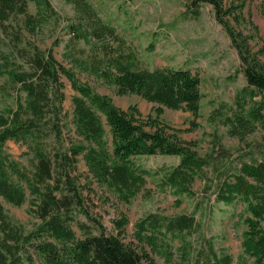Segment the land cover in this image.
I'll use <instances>...</instances> for the list:
<instances>
[{
    "label": "trees",
    "instance_id": "trees-1",
    "mask_svg": "<svg viewBox=\"0 0 264 264\" xmlns=\"http://www.w3.org/2000/svg\"><path fill=\"white\" fill-rule=\"evenodd\" d=\"M64 1L75 14L64 57L78 70L113 86L118 96L136 95L158 107L154 118L143 121L135 107L121 110L60 64L51 50H42L32 39L57 19L50 0H0V264H155L152 255L166 264L175 259L180 264H232V256L224 249L217 251L201 233L195 214H146L133 225L137 242L133 245L121 238L126 217L114 222L117 234H106L90 213L79 184V157L98 187L128 204L146 184L147 173L134 159L154 155L178 158L175 167L160 175L162 190L194 198L192 186L201 180L203 192L213 190L216 203L231 205L240 199L248 215L242 219V253L236 264H264V146L255 150L246 144L250 161L235 165L231 151L213 134L210 152L200 156L193 142L183 141L178 130L160 121L164 108L199 118L203 97L199 76L185 68H147L133 44L88 0ZM181 1L185 20H198L202 7L211 6L236 51L237 75L245 85L236 90L233 104L221 103L212 118L228 137L246 142L264 131V48L254 51L252 45L264 40L250 16L244 15L245 0ZM260 13L264 19V0ZM236 26H248L254 34ZM80 42L86 47H76ZM62 78L75 93L73 134L67 137ZM191 125L197 127L194 121ZM7 141L25 146L27 166L10 158L4 149ZM26 200L36 220L29 230L13 221L2 204L21 206Z\"/></svg>",
    "mask_w": 264,
    "mask_h": 264
},
{
    "label": "rangeland",
    "instance_id": "rangeland-1",
    "mask_svg": "<svg viewBox=\"0 0 264 264\" xmlns=\"http://www.w3.org/2000/svg\"><path fill=\"white\" fill-rule=\"evenodd\" d=\"M232 0H224L229 4ZM244 15L250 16L258 27L259 37L264 40V19L260 13L262 0H245ZM57 13L56 21L47 24L43 35L32 40L42 50H51L56 60L72 69L77 77L87 83L96 93L109 97L113 104L121 110L127 111L135 107L140 118L146 121L148 117H155V108L158 105L148 103L136 95L118 96L113 86L104 84L95 76L78 70L69 59L64 57L66 43L69 39V28L75 22V14L72 5L64 0H50ZM95 11L104 21L113 25L118 33L125 37L136 48L143 64L149 69L156 68H185L200 78L201 100L200 116L193 119L192 115L182 110H169L164 108L160 121L179 131V137L185 142H193L200 156L210 152L213 134H217L222 146L231 151L235 165L239 161L249 162L252 154L246 144L258 150L264 146V131H257L249 136L246 142L241 143L236 138L226 135V129L218 125L214 110L221 103L232 105L237 89L245 85L241 75H237L239 59L236 51L231 47L230 40L224 30L216 22L211 6L202 7L201 17L198 20L183 19L184 11L181 0H88ZM237 30L245 34H254L249 27L236 26ZM58 43V44H55ZM254 51L264 43L255 41L252 43ZM78 48L86 47L83 42L76 45ZM264 61V58H262ZM65 101L63 104L65 118L64 134H73L71 121V98L75 93L65 78ZM2 105L0 104V109ZM104 121V119H103ZM194 121L196 128L192 129ZM107 140L111 137L108 127H105ZM4 149L11 159L23 166L28 165L26 148L21 143L7 141ZM256 159L259 154L253 152ZM135 164L147 173L146 184L143 190L128 204L118 201L115 196L105 188L98 187L88 173L81 157L78 159L77 173L80 175L79 184L86 206L90 213L101 222L106 234H117L114 222L126 217L128 224L121 236L126 244L137 245L133 237L134 223L149 213H158L173 217L179 215L195 214L201 229V233L211 239L217 251L224 249L232 256L233 263H237L238 256L242 253V233L245 226L242 219L248 214L246 205L236 200L231 205H224L214 201L213 190L203 192L205 182L196 180L192 186L194 198L175 196L169 189L162 190L159 177L163 171L175 167L178 158L172 156H143L134 159ZM208 175H211L208 171ZM5 213L13 220L22 224L26 230L31 229L35 219L29 212L28 200L21 206H12L2 202ZM198 204L197 211L195 206ZM80 219L84 220L82 217ZM79 235V232L77 231ZM178 247V242H174ZM155 264H166L161 258L152 255ZM172 264H180L175 259Z\"/></svg>",
    "mask_w": 264,
    "mask_h": 264
}]
</instances>
